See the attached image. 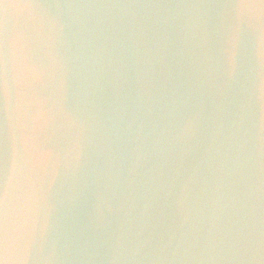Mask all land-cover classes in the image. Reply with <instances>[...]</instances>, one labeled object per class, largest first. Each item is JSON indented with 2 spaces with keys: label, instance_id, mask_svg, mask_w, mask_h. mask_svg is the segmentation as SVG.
Listing matches in <instances>:
<instances>
[{
  "label": "water",
  "instance_id": "obj_1",
  "mask_svg": "<svg viewBox=\"0 0 264 264\" xmlns=\"http://www.w3.org/2000/svg\"><path fill=\"white\" fill-rule=\"evenodd\" d=\"M0 264H264V0H0Z\"/></svg>",
  "mask_w": 264,
  "mask_h": 264
}]
</instances>
